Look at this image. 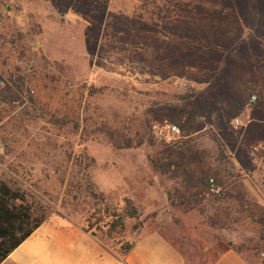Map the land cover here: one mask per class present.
<instances>
[{
  "label": "rangeland",
  "instance_id": "374dc122",
  "mask_svg": "<svg viewBox=\"0 0 264 264\" xmlns=\"http://www.w3.org/2000/svg\"><path fill=\"white\" fill-rule=\"evenodd\" d=\"M164 119L189 121L179 143L220 194L178 201L154 165ZM85 169L138 209L112 237L93 227L109 246L157 229L187 264H264V0H0V175L87 225L91 205L64 196Z\"/></svg>",
  "mask_w": 264,
  "mask_h": 264
},
{
  "label": "trees",
  "instance_id": "16d2710c",
  "mask_svg": "<svg viewBox=\"0 0 264 264\" xmlns=\"http://www.w3.org/2000/svg\"><path fill=\"white\" fill-rule=\"evenodd\" d=\"M259 95L260 91L256 90ZM180 125L183 131L188 132L189 121ZM110 142L116 147L132 146V140L125 138L124 143L118 142L110 136ZM219 140V138H217ZM142 141L138 142L140 145ZM125 144V145H121ZM163 158L154 161L155 167L162 173H170L172 178L179 180L176 188V198L181 204L190 207L192 202L196 204L204 198L208 192L210 169L203 164L201 154L195 144L190 140H181L179 143H166L162 145ZM87 167L94 163V159L86 156ZM81 169V167H80ZM83 170L82 173L73 174L66 182L64 196L69 203L90 204L92 211L86 216L87 225L84 229L98 237L93 227L108 228L107 236L112 237L117 230L125 229V218L136 217L138 209L130 198H125V210L117 211L109 203L106 195L98 190L97 185L91 179L90 174ZM65 180V179H63ZM54 212V207L42 198L38 193L23 187L8 172L1 171L0 175V264L16 249L36 228ZM105 217L109 220L104 222ZM102 224V225H101ZM107 244L103 238L98 237ZM133 246L132 243L122 244L117 250L125 256Z\"/></svg>",
  "mask_w": 264,
  "mask_h": 264
},
{
  "label": "crops",
  "instance_id": "0c3cea01",
  "mask_svg": "<svg viewBox=\"0 0 264 264\" xmlns=\"http://www.w3.org/2000/svg\"><path fill=\"white\" fill-rule=\"evenodd\" d=\"M244 264H251L239 252ZM1 264H187L184 254L160 230H151L121 255L84 229L83 222L48 219Z\"/></svg>",
  "mask_w": 264,
  "mask_h": 264
},
{
  "label": "built area",
  "instance_id": "2783aa9c",
  "mask_svg": "<svg viewBox=\"0 0 264 264\" xmlns=\"http://www.w3.org/2000/svg\"><path fill=\"white\" fill-rule=\"evenodd\" d=\"M252 99L255 100L256 96L254 95ZM236 122L239 124V119H236ZM154 127L156 133L168 143L177 144L183 137L181 127L169 119L162 120ZM209 190L212 193L220 194L222 189L215 183L213 178H210Z\"/></svg>",
  "mask_w": 264,
  "mask_h": 264
}]
</instances>
